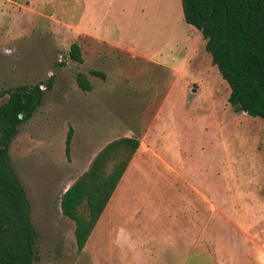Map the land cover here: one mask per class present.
Instances as JSON below:
<instances>
[{
  "label": "rangeland",
  "instance_id": "374dc122",
  "mask_svg": "<svg viewBox=\"0 0 264 264\" xmlns=\"http://www.w3.org/2000/svg\"><path fill=\"white\" fill-rule=\"evenodd\" d=\"M191 27L182 0H0V102L53 79L10 146L35 264H264V121L229 103ZM122 137L140 148L79 251L62 195Z\"/></svg>",
  "mask_w": 264,
  "mask_h": 264
},
{
  "label": "trees",
  "instance_id": "16d2710c",
  "mask_svg": "<svg viewBox=\"0 0 264 264\" xmlns=\"http://www.w3.org/2000/svg\"><path fill=\"white\" fill-rule=\"evenodd\" d=\"M185 21L198 30L223 80L229 85V103L238 111L264 121V0H182ZM71 58L83 63L81 47L73 44ZM93 75L106 78L102 71ZM78 84L92 89L86 75ZM53 79L46 83L51 89ZM42 85L9 90L0 102V264H35L39 233L32 219L27 190L16 173L10 146L20 126L43 104ZM74 128L70 126L65 152L70 159ZM138 137H122L107 144L89 169L62 195L63 214L75 222L79 251L84 250L99 219L140 148Z\"/></svg>",
  "mask_w": 264,
  "mask_h": 264
},
{
  "label": "crops",
  "instance_id": "0c3cea01",
  "mask_svg": "<svg viewBox=\"0 0 264 264\" xmlns=\"http://www.w3.org/2000/svg\"><path fill=\"white\" fill-rule=\"evenodd\" d=\"M120 183H121V182H120ZM118 187H119V185H118ZM118 187H117V188H118ZM116 190H117V189H116ZM115 193H116V191H115ZM115 193H114V194H115ZM114 194H113V195H114ZM112 199H113V196H112L111 200H112ZM111 200H110V203H111ZM110 203H108V205H107V207H106L104 213L102 214V216L105 214V212H106L107 209L109 208V204H110Z\"/></svg>",
  "mask_w": 264,
  "mask_h": 264
}]
</instances>
